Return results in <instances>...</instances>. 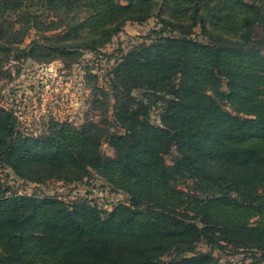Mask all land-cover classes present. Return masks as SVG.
I'll return each instance as SVG.
<instances>
[{
    "label": "trees",
    "instance_id": "16d2710c",
    "mask_svg": "<svg viewBox=\"0 0 264 264\" xmlns=\"http://www.w3.org/2000/svg\"><path fill=\"white\" fill-rule=\"evenodd\" d=\"M153 18L93 89L100 121L28 135L0 105V264H246L221 263L228 248L264 264V0H0V73L13 53L100 55ZM6 169L36 185L96 177L126 200L19 194Z\"/></svg>",
    "mask_w": 264,
    "mask_h": 264
},
{
    "label": "rangeland",
    "instance_id": "374dc122",
    "mask_svg": "<svg viewBox=\"0 0 264 264\" xmlns=\"http://www.w3.org/2000/svg\"><path fill=\"white\" fill-rule=\"evenodd\" d=\"M156 25L154 18L143 25L128 23L100 55L85 51L77 62L56 60L41 63L21 57L17 59V53H13L0 73V105L15 111L21 130L28 135H41L53 120L70 122L76 126H81L87 118L100 121L103 112L93 106V89L107 88V73L120 60L121 53L126 54L140 43L149 42L146 37ZM35 37H38L37 33L31 32L21 47H27ZM154 112L153 122L159 124L157 111ZM103 151L109 156L114 155L107 144ZM2 177L19 194L57 196L66 201L88 199L108 209L118 201L126 200L125 194L111 192L96 177L77 185L59 181L44 185L26 183L9 169L2 172ZM198 250L208 252L210 247L202 243ZM214 254L221 263L227 260L249 263V260H244L245 255H234L229 248L225 252L215 251Z\"/></svg>",
    "mask_w": 264,
    "mask_h": 264
},
{
    "label": "built area",
    "instance_id": "2783aa9c",
    "mask_svg": "<svg viewBox=\"0 0 264 264\" xmlns=\"http://www.w3.org/2000/svg\"><path fill=\"white\" fill-rule=\"evenodd\" d=\"M106 209H108V207H105Z\"/></svg>",
    "mask_w": 264,
    "mask_h": 264
}]
</instances>
